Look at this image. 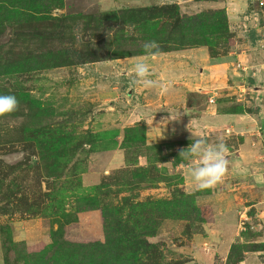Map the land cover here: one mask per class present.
I'll return each instance as SVG.
<instances>
[{"label": "rangeland", "instance_id": "374dc122", "mask_svg": "<svg viewBox=\"0 0 264 264\" xmlns=\"http://www.w3.org/2000/svg\"><path fill=\"white\" fill-rule=\"evenodd\" d=\"M47 1L49 6L39 9V0H0V94L15 95L20 102L18 111L0 118V264H54L60 250L94 241L105 244L104 222L114 220L127 228L144 225L151 233L146 239L153 247L140 260L148 256L158 264H264V252L253 251L264 242V210L252 206L255 192L247 177L235 175L241 169L231 163L241 152L248 160H258L256 173H262L264 153L257 158L250 151L234 153L240 142L227 139L234 154H226L228 172L219 185L236 195L238 204L232 200V211L226 214L237 223L238 235L223 257L216 252V233L229 226L216 221L211 196L220 186L200 189L187 175L189 162L179 153L192 142L181 147L170 140L149 142L157 135L146 122L151 115L147 118L138 94L129 88L134 85L132 65L146 61L154 78L155 60L145 53L112 57L114 52L143 51L147 41L140 26L123 24L122 11L178 5L182 15L192 16L225 9L228 35H215L209 25L204 31L209 45L176 50L203 49L210 57L220 54L214 63L232 59L235 65L214 74L218 89L211 95L193 93L213 89L207 80L186 86L188 103L198 109L209 105L219 111L255 113L264 109V92L255 91L258 83L249 85L250 77L241 68L248 61L259 63L260 72H252L264 80V0L253 5L248 0ZM21 5L26 6L27 21L18 23L12 14L4 15L5 8ZM168 21L164 15L158 27H166V36L174 19L164 26ZM176 51L157 54L178 63L186 53L166 57ZM54 55L64 63L56 65ZM26 64L30 69L25 70ZM200 67L193 66L191 77L200 74ZM242 78L246 85L239 83ZM248 85L252 88L244 91ZM175 86L185 85L177 81ZM154 99L149 95L144 102ZM185 203H194L204 222L176 219L174 214Z\"/></svg>", "mask_w": 264, "mask_h": 264}, {"label": "crops", "instance_id": "0c3cea01", "mask_svg": "<svg viewBox=\"0 0 264 264\" xmlns=\"http://www.w3.org/2000/svg\"><path fill=\"white\" fill-rule=\"evenodd\" d=\"M179 52L186 53V55H183L181 62L178 63L174 60H171L170 58L165 60V55L161 54H157L148 58L151 62L154 59L155 64L158 66L157 76L151 78L155 80L158 85H166L168 88V91L166 93L161 94L158 89H145L139 84H134L133 86L129 87L133 92L135 91L138 94L137 98L139 100V103L141 104L139 108L145 110V112L147 113H145L147 118L151 115V117H149L146 122L151 123L149 126L154 127L152 130L157 133V135L154 140L151 139L149 140V142H164L165 140H170L173 142H178L180 144L179 146L181 147L186 142L187 144L188 142H194L197 138H206L209 142H215L219 137H224L226 139V142H229L228 140L230 139L228 138H234L236 142H240V149L238 150V148H236L234 153H238L239 151H243L244 153L246 151H250L251 156H254L256 158L260 154L264 153V109H257L255 113H248L246 110L243 111V113H241L240 111L225 112L219 111L216 106L206 105V107L198 109L196 106L189 105L188 103V93L185 92L186 88L191 84L193 86V83H195L196 81L198 84H203L204 82H202L201 79L205 81L207 80L206 83L209 84L210 87H213V89L211 88L207 91L203 90V92L202 90L198 89V91H194L193 93L211 95L218 89L216 86L218 80H214V74L222 69L227 70V68L229 69L230 67H235V65H233L232 63V59H227L222 63H214V59L212 60V58L208 56L203 49L176 51L168 54L166 53V57H168L169 54ZM238 52L232 53L230 56H234ZM203 53L206 54L204 59L202 58ZM233 58L236 59L235 57ZM163 59L165 61H163ZM128 61L131 64V61L134 60ZM247 63L248 66L243 65V68H241V70L243 72H246V76L250 77L248 79L249 85L258 83L259 88L255 91L263 93L264 85H262V83H264V80L262 79L261 75L257 77V74L252 72V69L260 72L262 65H260L259 63H252V61H248ZM198 65H201V67L199 68L200 74L196 73V77H191V75H193L192 73L194 72L193 66L197 67ZM133 66L134 65H132V67ZM238 67H240L239 64ZM242 71L239 72L241 75H244ZM252 73L253 76H251ZM169 77L172 79L170 80ZM177 81H183L185 86H179V88L176 87L175 83H177ZM239 83L246 85L247 81L242 78L240 79ZM249 85L248 87L243 86V90L246 91L247 89H251L252 87H250ZM147 95L153 96L155 98L154 101L147 103ZM144 100H147L146 104ZM142 103H144V105ZM167 111L173 113H175L176 111H180L182 113L180 121H168L167 123H164L163 121L165 120V118L169 116V113ZM155 127L160 128L161 134H159L158 129ZM164 129H166L170 134H168L167 131L165 132ZM241 142L244 143L241 144ZM259 146H261L262 148L260 150H255L256 147ZM227 147L230 148L229 146ZM254 150L257 155L253 153ZM227 153L234 154L231 153L229 149ZM242 154L243 153L239 152L238 155L235 156L236 159H233L231 161V163L237 164V166L241 169V173H243L241 174L240 172H236L235 175L242 178L247 177V185H250V188L254 190L255 193L253 195H255L257 199V201H255L256 203H253L252 206L262 207L261 210H264V197L263 199H259L260 196H264V182L262 180L264 178V172L256 173V171L258 170L257 166L260 167L261 164L258 160H248L246 156L244 157ZM262 156L264 157V154H262ZM262 165L264 166V163ZM248 168L254 169V172H251V170ZM218 186L220 185L218 184ZM233 191V189L225 191V188L220 186L217 189V193L211 194V196L215 195V198H213V204L218 212L216 221H221L222 224H224L225 221V224L229 226V229H227V231L224 227H221V231H216V234L218 235V237H220V239L215 242L216 246H214L217 247L216 252L224 255L223 257L228 254L231 242L234 240L236 235H238V233L236 234V232H238V229L235 230V225L237 226V223L234 222L233 225L232 222L234 218L226 214V212L231 209L230 204L232 203V200L234 202V205L238 204L235 201L236 195L233 194ZM215 240L216 239H214V241Z\"/></svg>", "mask_w": 264, "mask_h": 264}, {"label": "trees", "instance_id": "16d2710c", "mask_svg": "<svg viewBox=\"0 0 264 264\" xmlns=\"http://www.w3.org/2000/svg\"><path fill=\"white\" fill-rule=\"evenodd\" d=\"M196 1H212V0H196ZM255 0H248L249 5H253ZM21 7H7L5 8V16L12 14L17 18L18 23L27 21L24 19L26 12L24 9L26 6ZM49 2L47 0H39V9L48 7ZM123 24L140 28L143 30L147 37V41L155 40L159 45H165L158 49V53L167 51L183 50L186 48H195L199 45H209L208 38L204 31L207 32L208 26L212 25L217 36L229 34V20L225 9L206 11L200 14L192 16L182 15L180 13V7L178 5H166L163 7H146L139 9H128L122 11ZM164 15L168 16L170 21L166 22L164 26L172 24V18L174 19L173 27L170 33L166 36V27L159 25ZM109 16V17H108ZM106 15L105 18L113 19L111 15ZM115 16V15H114ZM114 20V19H113ZM210 34V33H209ZM214 38V36H213ZM216 42L214 41V44ZM119 51V50H117ZM124 54L120 52H114L112 57L123 58L143 55V51H129L126 50ZM211 51V50H210ZM125 55V56H121ZM226 55V54H224ZM57 56V55H56ZM53 61L56 65L64 63L62 60L59 62L55 59ZM220 54L211 53V58H219ZM216 60V59H215ZM88 61V60H86ZM38 63V62H35ZM41 63V62H40ZM44 66V63H42ZM47 67V66H46ZM30 69L28 64L25 65V70ZM10 70V69H8ZM236 110V109H235ZM239 109L238 111H241ZM243 113V110L241 111ZM186 204V203H185ZM194 204V203H193ZM186 204L183 208H180V212H176L174 217L176 219L184 221H194L201 219L204 222L202 212L196 205ZM157 205V204H156ZM173 206V205H171ZM153 210L152 212H154ZM171 216L163 213V217ZM172 217V216H171ZM117 219V218H116ZM140 228L137 231L133 229ZM104 232L106 235V243L94 241L92 243L81 244L79 248H70L65 251H58L57 257L52 259L54 264H158L157 259L146 256L144 260H140L141 256L147 254L153 245L147 241L149 232L146 231L144 225L134 224L133 228L126 227L118 220L112 222H104ZM254 252H264V242L258 243L254 246ZM8 253V252H7ZM7 261V260H6ZM241 261V260H240Z\"/></svg>", "mask_w": 264, "mask_h": 264}, {"label": "clouds", "instance_id": "9594fccd", "mask_svg": "<svg viewBox=\"0 0 264 264\" xmlns=\"http://www.w3.org/2000/svg\"><path fill=\"white\" fill-rule=\"evenodd\" d=\"M146 56L152 57L158 53L159 44L155 40L145 41L142 45ZM133 84H139L145 89H158L161 94L168 91L166 85H158L153 80L150 66L146 61H139L133 66ZM20 102L15 95L0 94V118L11 115L19 110ZM169 116L163 121L179 122L182 113L169 112ZM188 127V126H187ZM192 139V136H191ZM227 142L224 137H219L215 142H209L206 138H197L187 148L181 149L179 156L188 161L187 175L200 189H209L223 183L228 172L229 160L227 159ZM198 160L195 165L191 161Z\"/></svg>", "mask_w": 264, "mask_h": 264}]
</instances>
